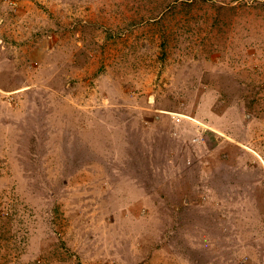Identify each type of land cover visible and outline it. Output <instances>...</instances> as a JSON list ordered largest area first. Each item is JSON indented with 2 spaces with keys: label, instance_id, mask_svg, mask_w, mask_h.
I'll list each match as a JSON object with an SVG mask.
<instances>
[{
  "label": "rangeland",
  "instance_id": "1",
  "mask_svg": "<svg viewBox=\"0 0 264 264\" xmlns=\"http://www.w3.org/2000/svg\"><path fill=\"white\" fill-rule=\"evenodd\" d=\"M0 264H264V0H0Z\"/></svg>",
  "mask_w": 264,
  "mask_h": 264
}]
</instances>
